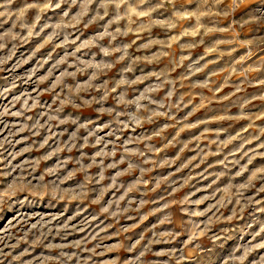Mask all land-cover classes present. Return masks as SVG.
Returning a JSON list of instances; mask_svg holds the SVG:
<instances>
[{"label": "rangeland", "instance_id": "rangeland-1", "mask_svg": "<svg viewBox=\"0 0 264 264\" xmlns=\"http://www.w3.org/2000/svg\"><path fill=\"white\" fill-rule=\"evenodd\" d=\"M0 264H264V0H0Z\"/></svg>", "mask_w": 264, "mask_h": 264}]
</instances>
